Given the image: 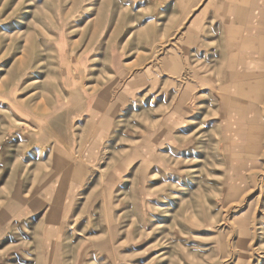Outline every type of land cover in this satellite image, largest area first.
<instances>
[{
    "label": "rangeland",
    "instance_id": "374dc122",
    "mask_svg": "<svg viewBox=\"0 0 264 264\" xmlns=\"http://www.w3.org/2000/svg\"><path fill=\"white\" fill-rule=\"evenodd\" d=\"M0 264H264V0H0Z\"/></svg>",
    "mask_w": 264,
    "mask_h": 264
},
{
    "label": "crops",
    "instance_id": "0c3cea01",
    "mask_svg": "<svg viewBox=\"0 0 264 264\" xmlns=\"http://www.w3.org/2000/svg\"><path fill=\"white\" fill-rule=\"evenodd\" d=\"M171 50L170 55L168 57H164L163 63H164V75L168 76H175L177 75V72L179 71L180 66V59L177 55V53L174 51L172 53ZM159 63L162 64V57H159Z\"/></svg>",
    "mask_w": 264,
    "mask_h": 264
}]
</instances>
